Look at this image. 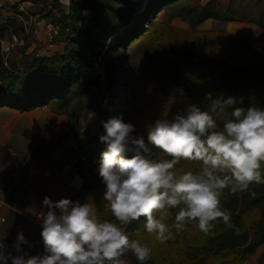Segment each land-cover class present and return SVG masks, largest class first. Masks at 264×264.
Masks as SVG:
<instances>
[{"label":"trees","instance_id":"obj_1","mask_svg":"<svg viewBox=\"0 0 264 264\" xmlns=\"http://www.w3.org/2000/svg\"><path fill=\"white\" fill-rule=\"evenodd\" d=\"M182 1L186 0H67L66 4L61 0H17L16 5H30L26 11L30 16L46 20L56 29L53 39L61 49L39 55L35 50L27 52L25 44L7 53L0 48V106L23 110L47 106L64 114L77 144L78 122L75 113L64 106V98L76 94L81 104L86 94L99 90V77L92 72L98 60L113 48L126 52L131 42H135V60L138 57L145 62L158 53L155 43L164 40L160 44L163 50L160 60L169 70L165 81L173 83L176 78L185 83L176 86L181 91L175 98L189 99L191 104L204 108L207 93L214 97L222 94L225 98L242 97L244 107L251 104L264 108V54L227 34H194L183 39L181 35L171 36L170 28L157 24L155 17L159 12ZM215 1L187 8L188 23L196 26L209 17L203 11ZM17 15L22 13L0 21V41L19 21ZM90 104V100L85 102V110ZM187 106L169 105L166 109L175 116L184 114ZM163 109L162 106L156 111ZM218 124L222 127L219 119ZM82 132L87 134V128H82ZM94 177L93 183L85 179L81 189L93 195L99 218L111 220L107 202L103 200L105 185L99 175ZM221 202L231 213L232 228L221 220L205 235L195 223H189L180 232L173 228L171 238L161 243L154 234L139 230L145 222L141 217L125 231L130 239L151 248L145 264H245L246 256L264 245V184L253 183L246 191L235 194L226 188ZM177 211L168 209L166 214L156 216L171 226ZM125 259L129 264H139L131 252ZM256 264H264V250Z\"/></svg>","mask_w":264,"mask_h":264},{"label":"clouds","instance_id":"obj_2","mask_svg":"<svg viewBox=\"0 0 264 264\" xmlns=\"http://www.w3.org/2000/svg\"><path fill=\"white\" fill-rule=\"evenodd\" d=\"M205 101L204 108L190 104L172 120L157 119L146 140L122 116L102 120L99 139L106 148L98 174L113 219H100L93 203L53 202L45 196L47 210L37 215L43 253H23L21 245H32L20 232L13 245L19 254L7 256L11 264H127L128 252L145 264L151 248L125 231L141 217L146 232L161 243L171 238L173 228L180 232L189 223L205 235L221 220L234 227L222 193L264 184V108L244 107L242 97L222 94L207 93ZM181 161L200 162V167L178 169ZM168 209H178L171 226L156 216Z\"/></svg>","mask_w":264,"mask_h":264},{"label":"rangeland","instance_id":"obj_3","mask_svg":"<svg viewBox=\"0 0 264 264\" xmlns=\"http://www.w3.org/2000/svg\"><path fill=\"white\" fill-rule=\"evenodd\" d=\"M209 1L186 0L167 5L156 15L155 20L159 26L170 28L171 36L174 37L181 35L183 39L188 36V39L194 34L211 33L214 36L227 34L243 41L255 51L264 49V0H216L203 11L209 17L198 25L191 26L185 17V10L197 3L204 6ZM16 2L17 0H0L1 22L21 12L22 9L27 11L30 7L29 4L16 5ZM61 2L66 4L67 0H61ZM26 19L29 20L24 18V21ZM29 21H31L29 33H25L23 23L17 21L3 34L0 41L3 52L7 53L24 44L28 46L27 52L35 50L39 55L52 54L60 50V45L53 39L56 35V29L53 26L46 20H38L36 16H31ZM160 44L163 45L164 40L155 43L158 53L145 62L138 57L135 60V42H131L126 52L113 48L98 60L92 72L95 77H99V90L86 94L81 104L76 94H70L64 98V106L68 111L75 113V120L78 122L75 127L77 145L83 157V172L91 183L95 181L94 176L99 175L98 164L101 153L105 150L103 148H106L99 139L104 132L100 123L102 120L122 116L125 122L135 125V135L143 134L146 140L148 127L157 119L172 120L175 117L171 115L170 110L166 109L169 105L191 104L189 99L175 98V95L181 91V89L176 90V86L185 85V83H180L176 78L173 83H166L165 79L169 76V70L160 60L163 54ZM118 57H121L120 61ZM87 100H90L91 104L85 110L84 105ZM162 106L164 108L162 112L156 111ZM84 127L88 130L87 134L82 132ZM176 167L198 170L200 165L199 162L181 161ZM106 210L110 212V209L106 208ZM144 224L145 222L139 226V230L144 229ZM249 238H252L251 234ZM263 250L264 245L253 254L247 255L245 264H256ZM126 255L127 253L124 259Z\"/></svg>","mask_w":264,"mask_h":264},{"label":"crops","instance_id":"obj_4","mask_svg":"<svg viewBox=\"0 0 264 264\" xmlns=\"http://www.w3.org/2000/svg\"><path fill=\"white\" fill-rule=\"evenodd\" d=\"M256 51L264 54V49ZM82 161L67 116L47 106H0V262L11 264L8 254H19L13 245L20 232L32 245H21L23 253H43L37 215L47 210L45 196L95 207L93 195L81 189L87 179Z\"/></svg>","mask_w":264,"mask_h":264},{"label":"built area","instance_id":"obj_5","mask_svg":"<svg viewBox=\"0 0 264 264\" xmlns=\"http://www.w3.org/2000/svg\"><path fill=\"white\" fill-rule=\"evenodd\" d=\"M18 5L22 6V4H18ZM20 13H22V15H17L16 17L18 18L19 21L23 23L24 32L29 33L31 28V21L29 20L31 19V16L24 9H22ZM24 18H29V20L26 19V21H24Z\"/></svg>","mask_w":264,"mask_h":264}]
</instances>
